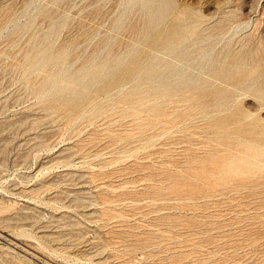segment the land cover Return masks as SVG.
Returning a JSON list of instances; mask_svg holds the SVG:
<instances>
[{
  "label": "rangeland",
  "instance_id": "obj_1",
  "mask_svg": "<svg viewBox=\"0 0 264 264\" xmlns=\"http://www.w3.org/2000/svg\"><path fill=\"white\" fill-rule=\"evenodd\" d=\"M0 264H264V0H0Z\"/></svg>",
  "mask_w": 264,
  "mask_h": 264
},
{
  "label": "bare ground",
  "instance_id": "obj_2",
  "mask_svg": "<svg viewBox=\"0 0 264 264\" xmlns=\"http://www.w3.org/2000/svg\"><path fill=\"white\" fill-rule=\"evenodd\" d=\"M87 74V73H86ZM83 75H84V73H83ZM46 84V83H45ZM142 84H143V82H142ZM56 87V86H55ZM170 89V88H169ZM167 90V92L169 91L168 89H166ZM166 90H165V92H166ZM170 91H172V90H170ZM169 93V92H168ZM147 101V100H146ZM142 105V104H141Z\"/></svg>",
  "mask_w": 264,
  "mask_h": 264
}]
</instances>
